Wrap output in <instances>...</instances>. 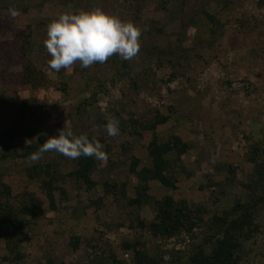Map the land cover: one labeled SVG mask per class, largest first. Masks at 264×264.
Returning <instances> with one entry per match:
<instances>
[{
  "label": "rangeland",
  "instance_id": "1",
  "mask_svg": "<svg viewBox=\"0 0 264 264\" xmlns=\"http://www.w3.org/2000/svg\"><path fill=\"white\" fill-rule=\"evenodd\" d=\"M94 9L137 25L139 54L132 60L114 55L89 68L77 62L50 69L48 24L62 12ZM25 64L40 72L36 80L26 81ZM158 115L167 116L154 128L158 140L177 136L188 149L182 165L170 167L175 186L150 180L148 194L201 209L192 231L171 237L151 234L150 204L129 203L139 185L129 166L133 158L138 170L150 164L148 125ZM109 120L118 121V135L107 134ZM13 125L34 130L16 140L20 149L41 146V135L71 130L100 139L108 158H95V185L87 189L70 175L76 159L53 151L32 161L39 150L3 158L0 145V183L8 191L2 197L27 221L15 230L20 260H10L0 238V264H132L126 243L161 263L185 264L207 237L211 214L248 198L244 183L253 163L246 155L252 144L264 148V2L0 0V133ZM47 161L57 175L54 207L29 172ZM255 219L257 231L245 242L240 264H264V202Z\"/></svg>",
  "mask_w": 264,
  "mask_h": 264
},
{
  "label": "trees",
  "instance_id": "2",
  "mask_svg": "<svg viewBox=\"0 0 264 264\" xmlns=\"http://www.w3.org/2000/svg\"><path fill=\"white\" fill-rule=\"evenodd\" d=\"M261 1L264 2V0ZM39 73L30 64H25L24 76L26 81L36 80L40 75ZM166 119L167 116L158 115L148 125L153 131L152 138L147 145L150 164L142 166L138 170L136 169L138 160L133 158L129 166L130 171L134 172L139 179L136 195L129 200V203L137 206L146 203L152 206L154 220L149 224V230L152 235L160 237H171L183 231L190 232L201 221V213L199 212L201 209L192 210L185 199H175L171 195L153 198L148 194L150 180L156 179L168 188L175 186V178L169 173L170 167L172 165L181 166L180 155L188 149V145L181 142L177 136H172L165 141L158 140L154 128L156 124L162 123ZM31 135H34V130L26 129L20 125H13L3 130L0 133V145L4 151L2 157H26L38 151L42 147V143L48 139L41 135L39 140L41 146L39 142H31L20 149L16 144V140ZM88 137L90 140H100L91 135ZM246 156L253 163L248 182L244 183V187L248 190V198L243 201L237 200L230 209L211 214L212 216L207 223V237L203 238V243H197L193 247L185 264H240L245 242L254 236L257 231L256 209L260 202H264V148L252 144ZM76 163L77 165L70 172V175L85 184L87 189L92 188L95 185L91 178L96 164L95 157L81 156L76 159ZM29 172L33 178L41 182V187L50 205L54 207V182L57 180V175L52 170V162L33 164ZM116 185V183H113L109 187L115 189ZM119 190L124 195L121 187H119ZM2 195L8 196V191H6L3 182L0 183V238L5 243L8 256L12 255L10 260H20L21 256L17 250L15 230L21 229L27 221L18 218L11 203L7 200L8 198L3 199ZM125 247L133 248L132 264H164L142 248L127 243ZM114 264L123 263L118 261Z\"/></svg>",
  "mask_w": 264,
  "mask_h": 264
},
{
  "label": "clouds",
  "instance_id": "3",
  "mask_svg": "<svg viewBox=\"0 0 264 264\" xmlns=\"http://www.w3.org/2000/svg\"><path fill=\"white\" fill-rule=\"evenodd\" d=\"M141 36V29L133 22L100 9L62 12L48 24L44 46L50 55L49 68L59 72L71 69L77 62L82 68L103 64L114 55L132 60L139 54ZM106 131L109 136L118 135V121L109 120ZM103 148V144L90 140L87 135L77 136L71 130H61L45 140L31 160L39 161L44 153L54 151L71 159L85 156L104 161L108 157Z\"/></svg>",
  "mask_w": 264,
  "mask_h": 264
}]
</instances>
